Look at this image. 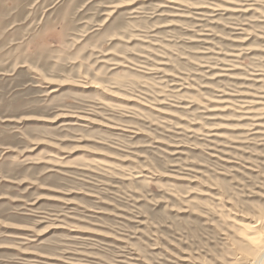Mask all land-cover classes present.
Segmentation results:
<instances>
[{"label":"rangeland","instance_id":"1","mask_svg":"<svg viewBox=\"0 0 264 264\" xmlns=\"http://www.w3.org/2000/svg\"><path fill=\"white\" fill-rule=\"evenodd\" d=\"M258 244L264 0H0V264Z\"/></svg>","mask_w":264,"mask_h":264},{"label":"bare ground","instance_id":"2","mask_svg":"<svg viewBox=\"0 0 264 264\" xmlns=\"http://www.w3.org/2000/svg\"><path fill=\"white\" fill-rule=\"evenodd\" d=\"M57 91V90H56ZM121 128V127H120ZM255 253L253 254V256L250 258L251 264H259L261 263V258L264 257V252H263V248L261 246V244H258L257 246H255ZM264 259V258H263Z\"/></svg>","mask_w":264,"mask_h":264}]
</instances>
